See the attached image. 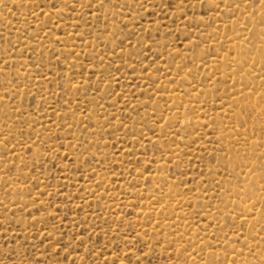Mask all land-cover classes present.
Masks as SVG:
<instances>
[{
    "label": "rangeland",
    "instance_id": "374dc122",
    "mask_svg": "<svg viewBox=\"0 0 264 264\" xmlns=\"http://www.w3.org/2000/svg\"><path fill=\"white\" fill-rule=\"evenodd\" d=\"M259 27L264 0H0V264H264Z\"/></svg>",
    "mask_w": 264,
    "mask_h": 264
},
{
    "label": "bare ground",
    "instance_id": "6f19581e",
    "mask_svg": "<svg viewBox=\"0 0 264 264\" xmlns=\"http://www.w3.org/2000/svg\"><path fill=\"white\" fill-rule=\"evenodd\" d=\"M21 2V1H20ZM259 31H261V32H264V27H259V29H258ZM263 34V33H262ZM245 35V34H244ZM246 37V36H245ZM248 38V37H247ZM244 40H247V39H244ZM260 41V40H259ZM250 42V41H249ZM248 44V43H247ZM259 45V44H258ZM248 46V45H247ZM233 47H235V49H236V51L238 52V53H240L241 55H240V59L242 58L241 56H243L245 53H246V50H244L242 47H241V45L239 44V43H234L233 44ZM246 46L244 45V48H245ZM255 47V46H254ZM246 49V48H245ZM258 49V48H257ZM254 52H255V50H254ZM247 55V53L244 55V56H246ZM249 56V55H248ZM257 56H258V54H257ZM260 56V55H259ZM263 58H264V55L262 56ZM249 58V57H248ZM239 59V60H240ZM244 58H242V60H243ZM246 59H247V57H246ZM242 60H240V62L242 61ZM251 60H252V58H251ZM255 60H258V59H255ZM261 60V59H260ZM247 61V60H246ZM254 61V60H253ZM259 61V60H258ZM239 62V61H238ZM239 62V63H240ZM242 62H244V61H242ZM240 63V64H243V63ZM239 64V65H240ZM245 64V63H244ZM259 65V64H258ZM249 66V65H248ZM238 67V66H237ZM238 69H241L240 67L238 68ZM255 69V68H254ZM242 70L243 69H241V72H242ZM243 72H245V71H243ZM242 72V73H243ZM246 73H248V72H246ZM253 73V72H252ZM238 74V73H237ZM245 75V74H244ZM248 76V75H247ZM241 77H243V75L241 76ZM247 80V79H246ZM248 82V81H247ZM75 86V85H74ZM204 90H205V88H204ZM203 90V91H204ZM205 92H206V90H205ZM208 93V92H207ZM206 94V93H205ZM190 95H191V93H190ZM238 96V95H237ZM244 98V97H243ZM238 102V101H237ZM243 103V102H242ZM243 107V106H242ZM152 179H160V180H164V178L162 177V176H160V175H154V176H152ZM172 182V181H171ZM14 189V188H13ZM168 190V189H167ZM170 193H171V191H170ZM160 198V196L158 197V199ZM164 200V199H163ZM165 202H168L167 200H164ZM160 203H162V202H160ZM173 202H171V203H169V204H172ZM157 205V204H156ZM168 205V204H167ZM172 205H174V204H172ZM164 206V205H163ZM163 206H160L159 205V207H158V211H156V212H158V213H162V212H164V211H162V207ZM170 206V205H169ZM168 206V207H169ZM172 209H173V206L171 207ZM149 209V208H148ZM163 209H164V207H163ZM148 213V212H147ZM160 215V214H159ZM194 235V234H193Z\"/></svg>",
    "mask_w": 264,
    "mask_h": 264
}]
</instances>
